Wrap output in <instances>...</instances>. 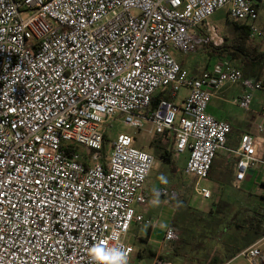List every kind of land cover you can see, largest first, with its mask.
Returning <instances> with one entry per match:
<instances>
[{"label": "built area", "instance_id": "1", "mask_svg": "<svg viewBox=\"0 0 264 264\" xmlns=\"http://www.w3.org/2000/svg\"><path fill=\"white\" fill-rule=\"evenodd\" d=\"M223 7L249 22L250 38L261 36L252 33L256 0H0V264H89L88 248L114 231L119 239L107 246L121 247L132 264L130 225L157 221L143 214L150 197L173 205L178 194L145 192L155 157L132 135L108 140L115 117L145 121L154 136L173 138L176 154L187 151L183 171L203 199L211 192L198 183L221 149L235 156L234 186L264 166L257 138L243 134L225 148L230 125L206 111L234 83L243 88L235 105L249 110L261 82L227 64L187 75L171 53L221 45L209 17ZM201 25L204 35L192 33ZM159 88L174 97L185 90L181 105L160 98L150 108ZM178 238L175 225L165 227L163 241ZM261 242L264 235L241 251L249 264H264ZM151 264L171 262L157 256Z\"/></svg>", "mask_w": 264, "mask_h": 264}, {"label": "crops", "instance_id": "2", "mask_svg": "<svg viewBox=\"0 0 264 264\" xmlns=\"http://www.w3.org/2000/svg\"><path fill=\"white\" fill-rule=\"evenodd\" d=\"M260 2V0H256L257 19L260 13ZM213 14L209 17V23H211ZM249 25L248 21L231 20L227 16V10L225 9L223 25L221 28H218L219 31H223L222 34L220 32V35L224 44L229 45L232 43L234 34L238 32L237 26L246 31L248 38H250ZM204 28L205 26L201 25L192 28L191 31L196 35L202 36L204 35ZM250 39L259 40V38ZM174 52L175 50L171 52L173 53V58L187 75L196 76L202 71H215L222 68L225 64L238 68L235 60L230 59L228 56L219 57L216 50L211 47V44L199 43L196 45L195 50L189 53V55H194L191 61L187 59V56ZM234 54L236 53L233 52ZM245 77H250L261 82V88L252 93L249 110L244 111L235 105L234 99L243 92V88L240 83H234L224 85L218 93L212 96L206 111L214 118L224 120L230 125V132L226 138L225 148H236L241 136L243 134H250L257 138L260 155L264 159V130L261 132L257 130L258 125H264V94L262 92L264 91V81L260 80L259 75L251 74ZM163 91L166 94L165 98L173 101L175 104H179L186 94L185 90H181L174 97L170 96L168 88H159L154 95L157 93L161 94ZM234 163L235 156L229 151L221 149L216 154L209 169L207 179H210L214 175L216 187H219L220 185L217 184L221 182V184L230 185L231 189L234 190L233 193L237 194V198L235 199H222L218 204H222L224 207L219 210H215V207L218 205L216 204L208 212L199 211V214L183 216L178 214L180 218H174L178 204L166 205L160 197H150V201L143 214L145 218H151V220L157 219V221L152 225L139 223L147 225L145 232H142L140 227L136 225L138 223H133L135 232L133 233L132 254L135 255L138 262H132V264H151L152 260L157 256L169 260L171 264H249L240 253L249 246L258 245L257 242L264 235H258L259 231L264 232V219L262 223H257L256 225L255 222L252 223V218L257 217V215L254 217L253 213L264 216V197L262 196L264 189V166L255 164L254 167L248 170L240 185L234 186ZM227 164H229L230 176L226 177L225 175H220V168L222 167L221 165ZM154 188L157 187H152L148 190L144 188V190L145 192H151ZM230 205H238V215L236 213L222 215L223 211L228 210ZM136 210L140 211L141 207L137 206ZM164 211H167V216L162 219L161 216ZM222 223L225 225L221 227ZM170 224L179 227V238L174 242H165L163 241L164 229ZM255 229L257 233L254 231ZM259 246L263 251L264 243H259ZM149 250L153 253L152 257L148 256Z\"/></svg>", "mask_w": 264, "mask_h": 264}, {"label": "rangeland", "instance_id": "3", "mask_svg": "<svg viewBox=\"0 0 264 264\" xmlns=\"http://www.w3.org/2000/svg\"><path fill=\"white\" fill-rule=\"evenodd\" d=\"M260 13L258 16V19L256 21L253 22V27L254 30L252 31V33H255V35L259 34L261 36H256L255 38H259V40L253 39L254 41H259L260 42V50L264 51V0H260ZM225 7L218 9L214 12L213 17L211 18V23L212 24H217L216 26L218 28H221V26L223 25V19H224V11H225ZM221 34L223 33V31H220ZM250 40V39H248ZM172 50L175 49H171ZM174 53H177L179 55H182L180 52H178L177 50H175ZM173 54V53H172ZM173 56V55H172ZM187 56V59L189 61H191V59H193L194 55H185ZM254 75H259L260 80H262V82L264 81V63L258 67L257 69H255L253 71ZM263 84V83H262ZM181 91V90H180ZM264 94V91H262ZM159 95L163 98H165V92L163 91V93L161 94H156ZM180 104V103H179ZM181 105V104H180ZM110 125L111 126H107V138L108 140H113L116 138V136L119 133H125L128 135H132L133 139H134V145L136 147L142 148L144 150L149 151L150 153H152V151L150 149L147 148L149 142H152L155 138H157V136H154L152 133H150V127L151 125L145 121L140 122L139 126H129L128 124H126L123 119L121 117H115L110 121ZM109 145V144H108ZM78 150L81 151L83 148L81 146H77ZM187 156H188V152L185 151L183 153H179V154H174L173 155V166H174V171L172 172L169 169V166L160 163L159 161H155L154 166L152 167V169L149 172V175L145 181V190H148L152 187H164L167 189H172L174 191L177 192V197L176 199L173 200L174 204H178V209H176V217L180 216L178 214H181V216L183 215H188V214H199V211H207L210 210L212 207H214V205L216 206V204H218L219 202H221L222 199H229V198H237V194L233 193V189H231L230 185H226V184H221V182L217 185H220L219 187H216V178L213 175L210 179H206V180H201L199 181L198 185L200 186H204L206 188H208L211 192V197L209 199H203L200 196H198L197 194H195L192 190V186L194 184V177L192 175H186L183 171V168L185 166V163L187 161ZM222 167L220 168V175H225L230 176L229 175V164L227 165H221ZM233 180H235V176L233 175ZM229 194V195H225V194ZM233 193V194H232ZM180 201H182L185 205L184 207L180 206L179 203ZM231 204V203H230ZM186 205L190 206L191 208H194L196 210H198L197 212H192L191 210L194 209H190V210H186ZM134 206V204H133ZM186 210V211H185ZM238 215L239 213V207L238 205H233V206H229L228 210L223 211L222 215H232L235 214ZM167 216V211H164L162 213L161 218L163 219L164 217ZM229 217V216H226ZM176 225V223H174ZM137 226L140 227L142 232H145L147 230V225H143V224H136ZM225 224H221V227L224 226ZM178 227V226H177ZM179 229V227H178ZM135 232V226L134 224L130 225V230L126 236V240L128 241V243L133 244L134 243V237H133V233ZM262 253H264V248ZM130 261L131 262H135L137 263L138 260L136 259L134 254L130 255Z\"/></svg>", "mask_w": 264, "mask_h": 264}, {"label": "trees", "instance_id": "4", "mask_svg": "<svg viewBox=\"0 0 264 264\" xmlns=\"http://www.w3.org/2000/svg\"><path fill=\"white\" fill-rule=\"evenodd\" d=\"M237 27H238V32L234 34V38L231 41L232 43H230L229 45H225L223 41L221 45L219 46L211 45V47L214 50H216L217 55L219 57L228 56L230 59L235 60L238 64V68L240 69L244 77L250 76L251 74H253V71L255 69H257L264 63V51L260 50L259 41H254L253 39L248 38L247 32L242 30V28H240L239 26ZM233 52L236 53L237 56H235L236 54L233 55ZM160 98L162 97L159 95L152 96L150 101V108H153L157 104ZM104 141L107 142V139L106 140L104 139ZM173 144H174L173 138L171 137L169 138L165 133H163L162 135L157 136V138H155L152 142H149L147 146V148L152 151L155 160L169 166V169L172 172L174 171L173 155L175 154V152L173 151ZM179 205L184 207L185 204L182 201H180ZM223 207L224 206L222 204H218L215 207V210H219ZM190 209L193 208L186 205V210H190ZM191 211L197 212L195 210H191ZM255 215H257V217L252 218V223L255 222V225L257 223L258 224L262 223L264 216L253 213L254 217ZM254 231L257 233L256 229ZM263 234H264L263 231L258 232V235H263ZM148 256L149 257L153 256V253L150 250L148 251Z\"/></svg>", "mask_w": 264, "mask_h": 264}, {"label": "clouds", "instance_id": "5", "mask_svg": "<svg viewBox=\"0 0 264 264\" xmlns=\"http://www.w3.org/2000/svg\"><path fill=\"white\" fill-rule=\"evenodd\" d=\"M118 232H112L104 241L92 244L87 251L89 264H127L126 253L121 247L107 246V241L119 239Z\"/></svg>", "mask_w": 264, "mask_h": 264}]
</instances>
